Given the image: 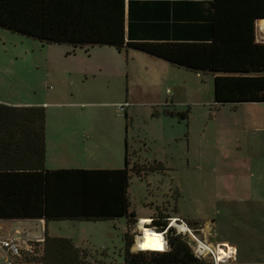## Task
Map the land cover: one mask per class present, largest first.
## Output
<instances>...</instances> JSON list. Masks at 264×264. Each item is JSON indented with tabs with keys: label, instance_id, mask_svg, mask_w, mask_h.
Returning a JSON list of instances; mask_svg holds the SVG:
<instances>
[{
	"label": "trees",
	"instance_id": "obj_1",
	"mask_svg": "<svg viewBox=\"0 0 264 264\" xmlns=\"http://www.w3.org/2000/svg\"><path fill=\"white\" fill-rule=\"evenodd\" d=\"M257 1L253 7V0H213L214 38L208 25V39L202 41L191 40L195 34L179 21L193 12L194 0H0V27L41 45L68 44L73 51L87 46L132 49L190 71L212 73L217 108L264 103V42L256 41L254 29L256 20L264 18V0ZM188 113L177 115L187 119ZM45 120L42 106L0 102V220L125 219L121 264H212L196 255L185 235L160 214L152 217V226L164 234L166 249H131L129 229L136 223L131 177L163 172L162 163L131 166L127 152L122 169H47ZM34 245L33 252L11 259L17 264H105L88 260L86 251L68 238L45 234Z\"/></svg>",
	"mask_w": 264,
	"mask_h": 264
},
{
	"label": "rangeland",
	"instance_id": "obj_2",
	"mask_svg": "<svg viewBox=\"0 0 264 264\" xmlns=\"http://www.w3.org/2000/svg\"><path fill=\"white\" fill-rule=\"evenodd\" d=\"M132 55L129 52L127 67L125 59L117 60L113 47L87 46L73 51L68 44L41 45L36 39L0 27V101H48L49 105L44 108L51 122L50 127L63 122L60 120L83 119L89 124L93 119L98 123L104 119L106 126H103L105 131L102 132L111 136L117 131L125 135L126 123L132 149L142 145L134 140L139 129L147 127L146 119H150L157 110L170 109L172 99L181 105L178 108L180 111L189 109V142L186 138L189 130L187 119H181L185 122L182 124L184 135L180 145L166 146L158 140L147 144L146 152H142L149 160L155 157L163 161L165 154L169 155L168 159L172 155L173 159L166 163L172 169L165 168L163 172L150 173L143 178L136 175L131 177L129 196L132 210L136 213V223L129 232L136 244L137 238L143 235L139 217H149L151 221L146 226L155 230L152 217L163 215L168 220V226L185 235L196 255L207 263L217 264L216 252L222 246L215 244V241L225 238L233 240L240 228L243 234H247V230L256 225L255 217L264 215L263 204H254L253 201L241 204L235 198L231 202L222 200L225 195L237 197L238 190H226L221 183L227 167L232 166V159H243L236 151L232 152L225 146L229 138L223 134L225 126L222 121L229 117L232 105H224L220 111H216L212 77L178 69H170L174 73L168 78L171 85L181 84L178 88H170L167 92L157 88H150L149 92H136L142 83L158 84L163 80L158 66L170 67L138 54H134L136 60L132 62ZM143 60L156 65L147 63V66ZM127 86L138 100L133 99L127 105L116 103L121 96H126ZM116 88H120V92ZM146 98H152L151 103L156 105H149V109L144 107L141 103ZM132 105L135 106L129 107ZM120 106L127 107V118L125 111L120 112ZM129 119L132 121L129 122ZM253 160L256 161L255 158ZM259 178H256L257 191L264 195L263 180ZM241 215L247 219H241ZM188 216L190 220L197 219L192 220L197 225L187 226L183 220H187L185 218ZM206 219L209 222L214 219L215 222L208 230H203ZM126 231L125 219L48 222L50 236L68 238L86 250L88 260L106 263L123 262V236ZM227 263L231 264V261H220V264Z\"/></svg>",
	"mask_w": 264,
	"mask_h": 264
},
{
	"label": "crops",
	"instance_id": "obj_3",
	"mask_svg": "<svg viewBox=\"0 0 264 264\" xmlns=\"http://www.w3.org/2000/svg\"><path fill=\"white\" fill-rule=\"evenodd\" d=\"M195 4L192 6L193 12L188 18H180V23L184 24L183 29L190 31L195 34L196 37H190L191 40L202 41L208 39L207 27L210 25L211 38H214V3L213 0H194ZM259 0L257 3L259 4ZM255 0H253V7ZM227 6V5H226ZM231 6V5H230ZM228 6L229 8H231ZM228 27V26H227ZM227 27L221 28L226 31ZM255 38L257 42H264V18H258L254 24ZM205 33V35H204ZM189 38V37H188ZM194 38V39H193ZM114 48V47H113ZM115 49V48H114ZM116 50L117 60L121 61L125 59V65L129 67L128 56L129 52L131 54L141 55L150 61H155L162 63L168 67L163 68L158 66L161 70V78L163 79L160 83H150L145 85L141 84L140 88H136L139 92L144 91L149 92L150 88H157L160 91L164 89L167 92L170 88H178L181 84L175 83L171 85L169 82V76H172V71L170 69L184 70L186 72L195 73L197 75H209L213 79V96H214V79L215 75L212 73H197L194 71L187 70L183 67L175 66L169 62L147 55L145 53L135 51L132 49H123L121 51ZM131 56L132 62L136 60V56ZM138 57V56H137ZM139 59V58H137ZM144 61V60H143ZM150 65L151 62L144 61ZM154 62V63H155ZM147 65V66H149ZM156 65V64H152ZM120 72V68H119ZM127 72V70H126ZM233 75V74H225ZM165 77V79H164ZM120 92V88H116ZM126 89V96L117 100L116 103H125L126 105L132 100H138L137 95L130 93V88ZM122 90V88H121ZM163 91V92H164ZM144 96V95H143ZM152 99V98H151ZM151 99L146 98V101H142L141 104L149 109V105L153 106L156 103H151ZM170 103V109L164 108L162 112L159 110L151 115L150 119H146L147 127L139 129L137 132V139L142 144L139 148L132 149L128 141V125L125 127V135L122 133L115 132L114 135L108 136V134L103 133L105 131L103 126H106V122L101 120L99 123L97 120H92L89 124L83 122V119H72V120H60L61 123L55 124V127H50L51 122H49L47 116L45 120V168L47 169H122L125 166L126 153L128 152V158L130 165L133 163H147L157 161L163 164L165 168H170L166 163L168 160L173 159L170 155V159L166 157L162 161L157 158H147L143 156L142 152H146L147 144L160 141L166 146H171L173 144L180 145L182 141V124L185 121L177 119V113H180L178 108L179 104L173 102ZM8 105L15 106H46L49 105L48 101H36L32 103H21L10 101H0ZM145 102V103H144ZM147 102V103H146ZM24 104V105H22ZM27 104V105H26ZM50 105H54L51 103ZM230 105V104H224ZM224 105H219L216 111H220ZM135 105L129 106L133 107ZM167 107V106H166ZM129 109V108H128ZM46 112V110H45ZM190 113V112H189ZM189 113L187 117V124L189 126ZM124 116L127 118L128 110L125 108ZM128 120V119H127ZM222 125L225 126L224 135L229 140L225 145L232 152L236 151L238 156H242L243 159H232V166H228L226 172H223V179L221 185L226 190L232 188V190H238L237 197H230L228 195L223 196L222 200L231 202L233 198L239 201L241 204L245 201H253L254 204H260L264 206V195L262 192L257 191L258 184L256 183V178L260 177L263 180L262 185L264 186V103L262 102H244L232 105L230 108V115L223 119ZM132 121L129 119V122ZM67 122V123H66ZM57 125L61 127H57ZM66 125V126H65ZM91 125V127H89ZM109 125V123H108ZM121 127H119L120 129ZM118 129V128H117ZM186 138L189 142L190 140V126L187 132ZM231 138V139H230ZM133 140V139H132ZM124 143V146H123ZM132 149V151H131ZM228 149V150H229ZM229 150V153L231 151ZM151 151L150 149L148 150ZM147 151V152H148ZM131 152V153H130ZM249 158L246 159V156ZM251 157V158H250ZM256 159L254 162L253 159ZM253 160V164L252 161ZM171 162V161H170ZM188 162V161H187ZM231 164V163H230ZM188 165V164H187ZM217 170V169H216ZM257 173L259 174L258 176ZM228 193V192H227ZM177 213L179 212L178 207H176ZM260 215V214H259ZM242 216V215H241ZM257 217V216H256ZM254 219L256 225L253 226L251 230H247V234H243L240 231L235 236L233 240L225 238L221 240H216L215 244L222 246L225 251L229 252V247L235 248L236 252L234 255H228L226 260L231 261V264H264V215L259 216ZM147 218V217H139ZM149 218V217H148ZM246 220L247 218L242 216L241 219ZM185 219H191L188 216ZM197 220V219H192ZM258 220V221H257ZM207 223H206V222ZM203 224V230H208L212 224H214V219L209 222L206 219ZM259 223V225H258ZM45 234L48 236V222L44 220H0V264H17L15 260L10 257V263H8L7 251L1 247V241L6 239L10 235H14L18 238L21 244L24 245L25 239H37L43 238ZM52 237V236H51ZM229 247H225V245ZM74 245L81 249L80 245ZM86 251V250H85ZM241 254V255H240ZM97 261V260H95ZM94 262V261H91ZM105 264L104 261H97ZM21 264V263H18ZM121 264V263H119ZM230 264V263H227Z\"/></svg>",
	"mask_w": 264,
	"mask_h": 264
},
{
	"label": "built area",
	"instance_id": "obj_4",
	"mask_svg": "<svg viewBox=\"0 0 264 264\" xmlns=\"http://www.w3.org/2000/svg\"><path fill=\"white\" fill-rule=\"evenodd\" d=\"M120 112H124L125 108L123 106L119 107ZM161 235H164L161 233ZM164 241L165 237L163 236ZM43 238H38V239H30L26 238L25 239V244L24 247L22 246L21 242L18 240V238L14 235H10L6 239H3L1 241V247L7 251L8 255V263H10V257H19L22 253V251L26 252H33L35 249V242H42ZM165 246H166V241H165Z\"/></svg>",
	"mask_w": 264,
	"mask_h": 264
},
{
	"label": "clouds",
	"instance_id": "obj_5",
	"mask_svg": "<svg viewBox=\"0 0 264 264\" xmlns=\"http://www.w3.org/2000/svg\"><path fill=\"white\" fill-rule=\"evenodd\" d=\"M142 224L143 221L140 222V226H142ZM162 242H163L162 235H158L155 232H149L148 230H144L143 242L141 243L140 238H137V242L133 246V251H136L137 248L141 250H147L149 248H157L160 247ZM225 247H229V246L225 245ZM235 252H236L235 248L229 247V252L224 253L223 255L217 257V264H220V261L224 258V256L234 255Z\"/></svg>",
	"mask_w": 264,
	"mask_h": 264
},
{
	"label": "bare ground",
	"instance_id": "obj_6",
	"mask_svg": "<svg viewBox=\"0 0 264 264\" xmlns=\"http://www.w3.org/2000/svg\"><path fill=\"white\" fill-rule=\"evenodd\" d=\"M141 221H143V226H142V231H143V235H144V230H148L149 232H155V233H157L158 235H161V233H159V232H156V231H154V230H152V229H149V228H147L146 227V224H148L151 220H150V218H140V222ZM173 221H177L176 219H174ZM143 235L141 236V238H140V242L142 243L143 242ZM162 237H163V235H162ZM161 249H163V250H165V241H164V238H163V242L161 243V245H160V247H157V248H149V249H147V250H153V251H162ZM141 250V249H140ZM217 257L218 256H221V255H223L224 253H227V251H225L222 247H220L218 250H217ZM227 258V256H224V258L222 259V260H225Z\"/></svg>",
	"mask_w": 264,
	"mask_h": 264
}]
</instances>
